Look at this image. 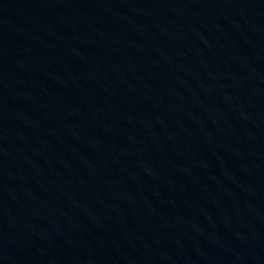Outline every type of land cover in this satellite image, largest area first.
I'll use <instances>...</instances> for the list:
<instances>
[{"label": "water", "instance_id": "95a60500", "mask_svg": "<svg viewBox=\"0 0 264 264\" xmlns=\"http://www.w3.org/2000/svg\"><path fill=\"white\" fill-rule=\"evenodd\" d=\"M0 264H264V0H0Z\"/></svg>", "mask_w": 264, "mask_h": 264}]
</instances>
